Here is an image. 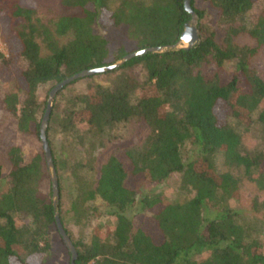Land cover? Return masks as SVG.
Returning a JSON list of instances; mask_svg holds the SVG:
<instances>
[{
	"label": "trees",
	"instance_id": "trees-1",
	"mask_svg": "<svg viewBox=\"0 0 264 264\" xmlns=\"http://www.w3.org/2000/svg\"><path fill=\"white\" fill-rule=\"evenodd\" d=\"M256 2L190 0L198 32L193 47L132 57L97 74L101 78L84 92L64 98L55 128L64 142L69 138L73 147L87 151L70 165V212L85 217L91 210L87 202L99 200L115 220L103 240L95 235L88 243L70 240L76 252L73 264H264L261 242L250 238L229 207L237 196V180L214 164L220 156L226 167L255 174L252 180L264 189V111L257 115L263 143L255 153L240 152V136L232 126H248L264 99V79L249 66L264 48V11L249 15ZM56 5L59 13L41 20L24 0H0L2 23L15 44L0 53V78L12 76L22 93L21 99L17 92L5 94L0 108L15 118L22 136L39 138V87H53L140 49L168 48L191 18L183 0H56ZM98 23L120 32L121 42L112 52L106 37L95 30ZM238 39L253 45H239ZM125 44L132 49L125 51ZM225 63H232L230 70ZM210 66L213 73L202 74ZM50 116L45 130L49 148ZM128 121L145 126L146 134L138 143L114 147L94 171L93 154L103 145L101 137ZM186 143L190 149L185 155ZM5 158L3 175L0 165V264H36L49 249L48 230L54 226L51 192L40 190L46 178L43 153L26 157L11 145ZM172 173L181 174V187L192 191L190 198L163 204L157 196L143 197L144 214L132 219L124 215L135 203L139 182L157 186ZM260 210L264 231V199ZM20 215L29 221L19 225Z\"/></svg>",
	"mask_w": 264,
	"mask_h": 264
},
{
	"label": "rangeland",
	"instance_id": "rangeland-1",
	"mask_svg": "<svg viewBox=\"0 0 264 264\" xmlns=\"http://www.w3.org/2000/svg\"><path fill=\"white\" fill-rule=\"evenodd\" d=\"M24 3L28 6H34L36 8V16L41 18V20L52 18L59 13L56 0H24ZM260 11H264V0H257L253 8L250 10L249 15L252 17ZM95 30L106 37L111 52L116 48L118 43L121 42L119 36L120 32L109 27L106 23H98L95 26ZM11 38L12 33L9 31L7 25L2 23L0 15V53L5 55L8 47L11 46L15 48V44ZM237 43L239 45H253L247 39H238ZM124 46L125 51L132 49L129 44H125ZM231 66L232 63H225L224 68L230 70ZM249 66L262 79H264V48L258 50L257 54L249 60ZM202 72L204 75H211L213 73V67L210 66ZM100 78V75L93 76L92 78H84L68 86L59 95L54 97L51 102L49 113L51 116L50 124L48 125L49 128L47 130V139L50 144L49 149H51L56 159L54 172L57 184L59 185L56 212L58 217L60 216L59 220L61 218L60 223L63 229L68 232V236L72 242L88 243L92 235L103 240L109 235L115 224L114 218L108 215L109 209L99 200L87 202V207L91 210H89L85 217L80 219L75 218L70 212V202L74 197V183L70 172V165L74 160L79 161L84 159L87 151L86 148L81 150L78 147H73L74 144L68 142L69 138L64 142L54 124L64 98L75 93L84 92L89 84ZM52 85L53 84H47L39 87L35 92L36 101L40 105V108L43 109L42 111L39 108V112H37L38 119L40 120L44 113L48 99V92ZM16 87V82L13 80L12 76L0 78V100L5 94L11 92H17L19 99H21L22 93L18 92ZM260 111H264V99L251 114V123L248 126L244 127L236 122H232L233 128L240 136L239 150L242 154H251L261 150L263 143V126L257 120V115ZM146 131L145 126L138 124L135 121L118 124L113 129L107 131L101 137L103 145L97 147L93 154L95 158L94 171L105 160L114 147H124L138 143L146 134ZM11 145L17 146L25 151L26 157H30L35 153H43L39 138L33 135H19L15 130V118L2 111L0 108L1 175L7 172L8 163L5 158V150ZM86 145L87 142H85L84 147ZM189 149L190 147L188 143L182 147V151L185 155ZM214 164L217 171H229L234 178H236L237 196L235 199L229 201V207L235 212L237 222L246 228L250 238L259 240L264 250V231L260 220V202L264 199V189L260 188L257 183L252 180V178H256L255 174L245 175L242 168L226 167L220 156L216 157ZM49 175L50 172L46 169V178L40 183V190L44 194H49L51 192ZM180 179V173H172L164 183L157 186H148L143 182H139L137 184L135 203L131 208L125 211L124 215L132 219L136 215H139L140 217L141 214H144L140 205V200L143 197L157 196L163 204L180 203L185 199L190 198L192 196V191L188 188H182ZM3 188L4 184L3 181H1L0 192ZM49 198L51 199V194H49ZM157 198L156 200H158ZM28 221V217L23 215L17 216V223L19 225L25 224ZM48 244V251L43 256V259L36 264H69V253L60 239L55 225L51 226L48 230Z\"/></svg>",
	"mask_w": 264,
	"mask_h": 264
},
{
	"label": "water",
	"instance_id": "water-1",
	"mask_svg": "<svg viewBox=\"0 0 264 264\" xmlns=\"http://www.w3.org/2000/svg\"><path fill=\"white\" fill-rule=\"evenodd\" d=\"M189 1L190 0H183V7H184L185 11H187L190 14L191 18L188 21V23H186L183 26V31L181 32V34L178 38V41L174 45L169 46L168 48L149 47V48L140 49V50H137V51H134L132 53L127 54L120 61H117L111 65L103 66L100 68L83 70L81 72H78V73L62 80L59 83H56L48 92V99L46 102L45 110H44V113L42 115V118H41L40 124H39V135H38V137H39V140L41 142V148H42V152H43L45 167L50 172L49 182H50V191H51V203H52V206L54 208V225H55V228L57 230V233H58L60 239L63 242V245L65 246L66 250L69 253V264H73L75 256H76V252H75V249H74L70 239L66 235V233H65V231H64V229L60 223V220L58 218V214L56 212V204H57V199H58L57 181H56V175L54 172V168L52 165V160H51V155H50L48 143H47L46 137H45V130H46L47 121L49 118L51 102L54 99L55 95L63 87H65L69 83H71L75 80H78V79H82V78H86L89 76H93V75H97V74H102L104 72L112 71V70L116 69L119 65H121L122 62L129 60L132 57H140L146 53H161L162 51L167 50V49L174 50V49H179V48L193 47L198 42V33L196 30V26H195L196 18L189 8Z\"/></svg>",
	"mask_w": 264,
	"mask_h": 264
}]
</instances>
